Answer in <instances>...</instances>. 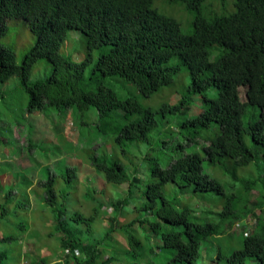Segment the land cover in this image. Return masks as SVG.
Returning <instances> with one entry per match:
<instances>
[{"label":"trees","instance_id":"16d2710c","mask_svg":"<svg viewBox=\"0 0 264 264\" xmlns=\"http://www.w3.org/2000/svg\"><path fill=\"white\" fill-rule=\"evenodd\" d=\"M154 1L0 0V37L6 33L2 17L24 19L37 36L21 64L9 47L0 44V83L19 76L30 113L54 107L73 110L82 117L96 110L93 126L106 139L102 146L106 152L93 155L89 163L107 182L128 183L124 196L94 204L87 215L80 210L68 212L69 198L74 196L70 181L77 179V167L65 165L58 176L53 173L40 181L43 208L50 212L46 221L54 228L51 235H63V246L75 264L114 263L113 256L103 258L107 244L125 250L131 264H143L142 260L146 264H195L210 240L213 249L222 242L217 260L264 264V221L255 217L258 211L264 212V0H236L235 11L211 18L198 12L192 33L184 32L175 18L160 12ZM201 3L194 0L192 4ZM72 28L83 31L90 51L111 44L89 76L85 73L91 57L76 62L60 52ZM43 57L53 65V72L45 80L31 82L33 65ZM173 57L179 61L171 62ZM181 66L191 76L188 94L156 110L145 106L127 85L129 93L122 97L106 82L107 78L129 80L150 96L173 82ZM194 95L203 101L200 110L190 115ZM144 145L150 146L145 149ZM155 149L159 155L154 154ZM145 162L147 176L142 168ZM252 163L258 164L259 175ZM238 168L251 173L243 175ZM216 171L227 179L216 177ZM135 186L143 188L137 205L132 203ZM17 188L9 185L4 189L1 225L13 224L10 217L17 209H29L27 186L22 188L26 191L22 198ZM254 190L259 196L252 203L249 196ZM100 191L89 186L85 198L97 201L94 192ZM205 193L223 199L215 218L194 209L199 208V195ZM193 201L194 207L190 206ZM106 207L112 215H105ZM101 211L108 232L101 238L88 237L93 231L83 230L80 224L92 225ZM122 218L126 220L121 223ZM26 227V223L19 224L22 231ZM119 232L127 247L119 244ZM15 236L3 239L10 243ZM1 248L0 264L7 256ZM213 249L212 259L206 257V262L217 264ZM42 263L57 264L47 258Z\"/></svg>","mask_w":264,"mask_h":264},{"label":"rangeland","instance_id":"374dc122","mask_svg":"<svg viewBox=\"0 0 264 264\" xmlns=\"http://www.w3.org/2000/svg\"><path fill=\"white\" fill-rule=\"evenodd\" d=\"M193 2L194 0H155L154 6L163 14L175 18L186 33L194 31V21L198 12L203 13L207 18H211L214 15L229 14L236 10V0H202L201 5L192 4ZM1 20L6 27V33L0 37V44L9 47L14 52L16 61L21 64L25 55L36 44L37 36L22 18L2 17ZM110 47L111 44H105L90 51L83 31L78 28H72L62 41L60 52L76 62H81L91 57V63L85 73L86 76H89L99 56L107 52ZM178 61L177 57L171 59V62L174 63ZM52 72L53 65L46 57H43L34 63L29 79L31 82L45 80L51 76ZM190 81V73L185 66H181L173 82L147 96L129 80L120 78L106 79L108 84L114 85L120 96L124 97L129 93L125 89L127 85L131 91L130 93L134 94L145 106H150L155 110L165 103L174 104L180 97L188 94ZM131 86H133V89H130ZM0 90L4 92V96L0 97V190L2 189L0 191V202L4 201V189L9 185H17L20 188L19 195L21 198L26 192L22 188L27 186L30 196L28 210L19 208L10 217L13 224H0V246H2V250L7 251V256L2 264H44L42 263L44 258H47L49 263L75 264L74 257L63 246V235L59 233L51 235L50 231L54 230V228L46 221L47 218H50V212L43 208L44 192L40 181H46V178L53 173L58 176L61 167L65 165L78 168L77 179L70 181L71 186L73 185L71 192H74V196L72 195L69 198L71 203V208L68 210L69 213L80 210L87 212L86 214L89 215L88 212H92L94 204L99 206L102 202H109L113 198L125 195L128 183L116 185L115 183L107 182L104 174L89 163L93 155L101 156L106 152V148H102L106 139L99 132L97 133V129L93 126V123H96L98 113L92 109L87 115L80 117L73 110L64 112L58 111L54 107L30 113L27 111L28 95L22 88L21 78L17 75L10 77L5 82H1ZM243 98H245L244 89ZM202 101L203 99L200 95L192 96L190 115L200 110ZM82 122L89 124L86 126ZM171 125L175 131L179 130L178 126ZM110 142L109 140L108 146L105 145L111 152L113 147ZM202 142L204 143L203 139H201ZM31 144L34 146H31ZM149 146L144 145L143 147L147 149ZM153 152L155 155L160 153L159 149H155ZM260 164H263V160ZM257 165V163L251 164L255 168ZM142 168L147 176L149 169L146 162L143 163ZM257 168L255 170L256 175H259L260 169ZM238 169L243 175L249 172L247 168ZM214 174L220 179H227L220 172L216 171ZM88 185L91 190L102 191L99 193L94 192L97 201H90L85 198V194L89 189ZM19 188L16 190L18 191ZM142 191L143 188L140 189L138 186L133 188V204L137 205L140 202ZM227 194H230V187L227 188ZM258 196L259 192L257 190L252 191L249 196L250 201L255 203ZM199 197V208L194 209L202 211L203 214L208 212L211 218H215L217 210L223 203L221 196L219 194L205 193L199 195ZM194 201L190 203V206L194 207L197 205ZM16 204L19 203L17 202ZM112 213V210L107 208L105 215L110 216ZM105 215L101 211L97 219L92 222V225L87 223L80 224L83 230L87 231V228H90L93 231V233H87L88 237L97 235L98 238H101L108 232ZM255 217L258 219L260 217L259 221H264V212L258 211ZM125 218H122L120 222L122 223L126 219L129 221L130 217ZM255 221L253 220V222ZM20 223L27 224L26 230L23 229L22 231L19 229ZM252 224L254 223H251L250 226ZM238 233L240 232L237 231ZM11 234L16 235V239L7 243L3 238L5 235ZM117 239L119 244L121 243L123 247H127L126 239L120 232L117 234ZM221 243H216V248L213 249L212 240L205 242L202 248V256L195 264H216L214 261L208 260L206 262V257L212 259V249L217 264H227L226 259L217 260V251ZM225 243L226 246L229 245L228 241ZM80 255L83 259L85 258L84 254L81 253ZM108 256H113L117 259L112 264H131L132 261L131 256L125 250L118 249L116 245L112 244L105 245L103 258L107 259ZM142 263L146 264V261L142 260ZM95 264H102V261L99 260Z\"/></svg>","mask_w":264,"mask_h":264}]
</instances>
